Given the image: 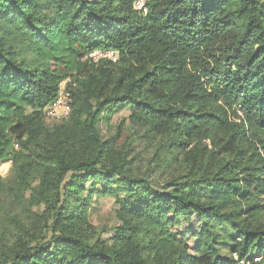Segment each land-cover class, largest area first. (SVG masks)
Listing matches in <instances>:
<instances>
[{
  "label": "trees",
  "instance_id": "obj_1",
  "mask_svg": "<svg viewBox=\"0 0 264 264\" xmlns=\"http://www.w3.org/2000/svg\"><path fill=\"white\" fill-rule=\"evenodd\" d=\"M95 49L116 61L92 62ZM65 79L70 112L50 122ZM124 109L151 152L143 171L122 130L102 133ZM5 161L0 264H237L261 252L264 0H148L146 13L133 0H0ZM101 196L119 221L105 239L89 218Z\"/></svg>",
  "mask_w": 264,
  "mask_h": 264
},
{
  "label": "rangeland",
  "instance_id": "obj_2",
  "mask_svg": "<svg viewBox=\"0 0 264 264\" xmlns=\"http://www.w3.org/2000/svg\"><path fill=\"white\" fill-rule=\"evenodd\" d=\"M128 110L124 109L119 113L112 115L111 118V127L102 126V133L106 135L114 134L118 130H122L120 135L119 144H122L126 139L131 142L132 153L135 154L138 168L140 171L146 169L148 158L150 157V150H148L147 146L144 143H141L136 137L133 135L134 130L128 128ZM11 172V162L5 161L0 162V176L2 178H6L9 176ZM115 205L111 198L106 196L95 197L93 208L90 212V221L95 226L97 234L100 235L103 239L110 236V233L113 231L112 228L119 224L115 216ZM198 227V222L194 219H190L188 221H183L181 223V228L185 233L186 242L188 245L193 247L195 243L194 236L190 233V231L196 230ZM187 233V234H186ZM194 253V250L191 252ZM261 253H264V248Z\"/></svg>",
  "mask_w": 264,
  "mask_h": 264
},
{
  "label": "built area",
  "instance_id": "obj_3",
  "mask_svg": "<svg viewBox=\"0 0 264 264\" xmlns=\"http://www.w3.org/2000/svg\"><path fill=\"white\" fill-rule=\"evenodd\" d=\"M147 2L148 0H133V7L137 11L146 13ZM88 58L94 63L101 60L115 62L117 59V53L114 50L95 49L88 54ZM68 82L69 79H65L58 84V92L54 101L47 105L43 110L44 117L50 122H59L67 117L70 112V94L67 88ZM233 257L237 264H250L251 262L264 263V253L261 252H253L246 258H238L235 254Z\"/></svg>",
  "mask_w": 264,
  "mask_h": 264
}]
</instances>
